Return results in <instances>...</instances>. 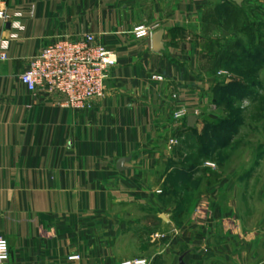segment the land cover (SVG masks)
<instances>
[{
    "label": "crops",
    "instance_id": "obj_1",
    "mask_svg": "<svg viewBox=\"0 0 264 264\" xmlns=\"http://www.w3.org/2000/svg\"><path fill=\"white\" fill-rule=\"evenodd\" d=\"M1 1L8 14L20 15L19 29L0 20L8 54L0 64V236L10 246L7 264H120L151 247L159 249L154 260L170 264H264V162L229 173L174 164L182 140L204 135L215 121L213 99L223 86L204 45L205 14L215 4H239ZM154 24L158 48L134 36L135 28ZM89 34L118 58L105 97L91 110L62 109L21 85L44 48ZM181 108L189 117L177 121ZM173 183L192 187L177 206L169 201L179 194Z\"/></svg>",
    "mask_w": 264,
    "mask_h": 264
},
{
    "label": "rangeland",
    "instance_id": "obj_2",
    "mask_svg": "<svg viewBox=\"0 0 264 264\" xmlns=\"http://www.w3.org/2000/svg\"><path fill=\"white\" fill-rule=\"evenodd\" d=\"M231 6L232 9L218 8L206 12L207 41L204 45L210 52L214 49L213 59L221 62L217 68L221 74V84L234 85L216 90L213 99L215 121L206 123L204 135L194 134L187 141L182 140L184 148L178 150V157L174 161L179 170L187 171L200 165L199 170L203 171V167L209 168L206 164L210 163L215 166L214 170L229 173L241 165L249 170V163L256 160L264 162V63L256 71H252L250 66L241 65L242 61L255 65V49L264 44V0H243L242 5ZM234 43L241 44V48H227ZM226 52L235 54V58L222 60ZM214 107H210V113L215 112ZM217 121H228V124L215 125ZM174 179L178 181L179 178L176 179L175 175ZM203 185L204 182H200L194 188ZM174 187L173 183L172 189L181 195L175 194L174 197L172 193L169 201L170 205L177 206L182 202L181 196H191L192 187L188 183ZM158 252L159 249L151 247L141 252L139 259H146L151 264H170V259L154 260Z\"/></svg>",
    "mask_w": 264,
    "mask_h": 264
},
{
    "label": "built area",
    "instance_id": "obj_3",
    "mask_svg": "<svg viewBox=\"0 0 264 264\" xmlns=\"http://www.w3.org/2000/svg\"><path fill=\"white\" fill-rule=\"evenodd\" d=\"M0 20L12 27L20 28V15L11 16L1 8ZM159 25H141L134 30L137 40L152 39ZM8 61L4 46H0V64ZM118 64L117 56L108 48L96 44L93 34L83 40L73 42L68 39L58 40L46 48L32 61L19 80L31 94L52 98L62 109L77 112L89 111L94 103L105 97L107 83L112 71ZM189 117L185 108L177 110L173 118L182 121ZM175 145L176 142H172ZM206 167L215 168L207 163ZM161 194V192H158ZM11 259L8 241L0 236V264H7ZM70 261L79 260L78 256ZM120 264H151L146 259H131Z\"/></svg>",
    "mask_w": 264,
    "mask_h": 264
},
{
    "label": "trees",
    "instance_id": "obj_4",
    "mask_svg": "<svg viewBox=\"0 0 264 264\" xmlns=\"http://www.w3.org/2000/svg\"><path fill=\"white\" fill-rule=\"evenodd\" d=\"M232 4H228V3H225V4H215L211 9H209V10H212V9H225L226 8V10H227V8L228 9H232L231 7H233V6H231ZM208 10V11H209ZM207 17H208V14L206 13L205 14V18H204V22L207 20ZM241 45V44H240ZM240 45L237 43V44H232V45H228L227 46V48L230 46L231 47V49H233V50H238V48H241L240 47ZM213 51H214V49H213ZM213 51L211 52L212 53V55H213ZM249 52V51H248ZM250 53H251V51H250ZM249 54V53H248ZM224 58H221L222 60H224V59H226V61H228V59L229 60H231V59H234L235 58V54H233V53H231V54H228L227 52H226V54H224ZM254 57V56H253ZM216 60L214 59V63H215V68L217 69V68H219V66L221 65V62H218V61H220L219 59L215 62ZM255 62V65L252 63V62H248V61H242L241 62V65H245V66H247V67H252V71H256V70H258L259 68H260V66L264 63V44H260V46H259V48H257V49H255V60H254ZM232 85H234V84H226L225 86H222V87H220V88H218V90H221V89H224V88H226L227 86H232ZM218 103V102H217ZM215 123V122H214ZM217 124H221L222 126L224 125V126H226V124H228V121H220V122H216L215 123V125H217ZM236 125V123L233 125V126H235ZM207 126L209 127L210 126V124H207ZM208 129V128H207ZM202 137V136H201ZM229 142H230V140H229ZM226 145V144H225ZM224 145V146H225Z\"/></svg>",
    "mask_w": 264,
    "mask_h": 264
},
{
    "label": "water",
    "instance_id": "obj_5",
    "mask_svg": "<svg viewBox=\"0 0 264 264\" xmlns=\"http://www.w3.org/2000/svg\"><path fill=\"white\" fill-rule=\"evenodd\" d=\"M232 2L234 3H237V4H241L243 2V0H231ZM160 36L158 35V32H156L153 37H152V41H153V45H154V48H158L160 46ZM196 119L195 118H191L189 119V123L192 124L194 123ZM180 264H183V262H181Z\"/></svg>",
    "mask_w": 264,
    "mask_h": 264
}]
</instances>
